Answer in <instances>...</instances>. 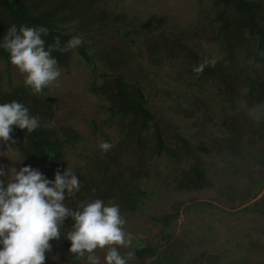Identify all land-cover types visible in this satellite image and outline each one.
<instances>
[{"label":"trees","instance_id":"16d2710c","mask_svg":"<svg viewBox=\"0 0 264 264\" xmlns=\"http://www.w3.org/2000/svg\"><path fill=\"white\" fill-rule=\"evenodd\" d=\"M90 1L92 0H0V42L12 25L18 28L21 25L46 27L49 30L48 36L44 38L46 44L54 43L59 37L62 46L72 37H80L78 32L82 35L113 32L125 42V48L140 46L141 50L137 55L139 59L145 55L156 66L171 64L173 69L183 70L184 81H191L189 77L198 76L195 78L196 83L187 82V87H195L203 94L208 91L206 85L217 90L227 129L224 130L226 136L218 140L212 139L211 148L206 142L196 144L177 129L172 138L177 143L170 144L167 142L169 137L148 108L143 84L122 74L102 72L100 79L92 84L91 94L99 99L107 117L103 125L118 131L122 140L114 143L108 137L106 142L113 145L111 150L107 153L98 150L87 156L85 172L74 171L80 182L79 191L66 198L65 205L75 210L82 202L95 199L103 200L106 206L109 202H114L119 205L121 215L127 222L130 216L145 212L147 205L154 199L153 191L145 187L153 177L158 179L161 188L175 194L218 189V181L221 176L226 175L228 168L223 166L219 173L209 172L202 155L211 154L226 158L231 165V178L236 177L238 184L232 187L236 195L234 197L240 202L252 200L258 190L264 187V180L258 181L253 190L244 185L240 174L246 172L250 177L252 175L248 169L242 168L245 158L255 159L264 165V153L261 149L264 145V119L250 124L244 119L241 105L248 112L254 105L264 103V0H214L216 17L210 34L213 43L219 46L223 59L215 61L214 67H206L199 75L193 69L207 58H203L201 52L197 51L177 53L172 45L174 41L170 38L180 40V30L176 28L172 31L168 22L156 15L148 19L96 6ZM67 27L74 31L70 32ZM74 52L87 65L96 67L89 44L84 41L75 50L67 53L55 51L52 55L57 59L58 65L65 68ZM96 52L106 67L116 70L123 69L122 64L128 59L120 46L111 47L108 52ZM179 59L180 67L175 62ZM1 62L8 69L12 66L9 53L2 48ZM189 100L192 104L193 99ZM12 101L25 105L31 115L40 118L41 125L31 134L14 127L11 135L16 141L13 147L19 150L16 154L25 159L44 161L53 169L64 166L66 149L75 144L79 136L70 127L56 129L51 122L53 110L49 100L31 94L25 86H15L13 77L9 74L7 89H3L0 84V103ZM194 103L197 104L198 101L195 100ZM91 127L92 132L97 134L102 125L93 121ZM164 158L175 164H185L188 161L191 164L189 168H181L162 179L148 164L153 159L159 161ZM144 180L147 181L143 183ZM245 188L249 189L250 194L243 197L241 192ZM205 206L208 204L198 203L182 209V205L177 204L170 213L153 217V222L161 227L159 235L165 244L171 243L172 227L177 226L182 214L191 215L193 210ZM247 212L264 221V196L252 208H248ZM73 223L71 218L67 219L60 229V239L50 243L51 251L57 250L63 258L76 263L81 259L77 260L69 253L71 244L66 240ZM183 243V239H180L161 251L138 243L130 251L134 253L135 264H183ZM83 260H87L86 257Z\"/></svg>","mask_w":264,"mask_h":264},{"label":"rangeland","instance_id":"374dc122","mask_svg":"<svg viewBox=\"0 0 264 264\" xmlns=\"http://www.w3.org/2000/svg\"><path fill=\"white\" fill-rule=\"evenodd\" d=\"M93 5L106 7L114 11H122L145 18L153 16L165 20L174 31L180 30L182 36L173 40V47L178 54L188 50L201 52V56L208 60L220 61L219 46L213 43L211 31L216 17L213 7L214 0H92ZM90 4V3H89ZM70 32L74 29L67 27ZM82 41L89 44L94 55L95 65H87L82 58L74 52L67 67H58L62 70L56 85L45 88L43 98L49 100L53 110L51 122L60 129L70 127L79 136L78 141L66 149V162L64 166L51 168L46 162L29 160L18 154H10V159L0 155V168L5 172L15 168L17 172L26 166L41 172L46 179L54 181L57 171L63 175L67 167L73 171L84 173L88 164L87 156L100 150L98 145L109 137L114 143L122 140L119 132L103 125L107 120L99 99L91 94V86L99 80L102 72L122 74L130 80L140 81L148 99V108L160 124L167 137V142L175 145L173 140L175 129L184 136L193 139L196 144L206 142L211 148L212 139L218 140L224 136L226 125L224 114L221 112L218 91L206 85L208 91L200 93L195 87H187V82L196 83L195 78L184 81L183 70L173 69L172 65L156 66L147 56L138 58L141 50L139 45L124 47L125 42L113 32L94 33L82 35ZM124 49L127 60L122 64L123 69H114L106 65L98 57L100 50L110 51L111 47ZM107 54V53H106ZM105 54V55H106ZM182 55H178L180 57ZM181 60L175 61L179 66ZM126 64H128L126 66ZM13 77L15 86H25L23 77L14 66L8 69L5 63H0L1 87L7 89L8 75ZM181 78V79H180ZM30 91V90H29ZM189 99H193V103ZM198 103L195 104L194 101ZM200 101V102H199ZM244 119L251 124L256 122L249 111L244 110ZM95 121L102 125L100 132L94 134L91 124ZM172 145V146H173ZM264 153V145L261 148ZM7 151V145L0 142V153ZM205 166L209 172L219 173L223 166L228 168L226 175L220 177L216 190L203 192L175 194L160 187L158 179L151 178L145 187L154 193V199L147 205L145 212L130 216L125 224V231L132 237L129 247L119 249L126 255L131 247L141 243L151 246L159 251L183 239V264H264V221L247 212L264 196V187L258 190L252 200L240 202L235 197L232 187L236 184V177L228 160L217 154L202 155ZM242 168L249 173L240 174L245 186L256 189L258 181L264 180V165L252 158H245ZM191 162L185 164L171 163L169 159H153L148 165L162 179L168 174L177 172L181 168H189ZM79 169V170H77ZM248 172V171H247ZM160 176V177H161ZM248 181H246L247 179ZM7 180V176L0 177ZM238 180V178H237ZM147 180H144L145 183ZM249 184H251L249 186ZM230 188V189H229ZM237 190L236 188H234ZM249 189L245 188L241 195L248 196ZM235 195V197H234ZM71 196L67 197L70 198ZM208 204L205 208L193 210L191 215L182 214L177 226L172 227L173 238L171 243L165 244L160 237L161 227L153 222V217L170 213L174 205L181 204L182 209L193 204ZM103 264L104 253H98ZM133 258L128 264H135ZM45 264H87L81 259L76 263L63 258L59 251L52 250L46 253Z\"/></svg>","mask_w":264,"mask_h":264},{"label":"clouds","instance_id":"9594fccd","mask_svg":"<svg viewBox=\"0 0 264 264\" xmlns=\"http://www.w3.org/2000/svg\"><path fill=\"white\" fill-rule=\"evenodd\" d=\"M48 34L43 26L12 25L0 42L33 95H42L61 76L52 53H67L83 43L74 36L63 46L59 37L48 45L44 39ZM209 66L214 67L215 60L205 59L193 71L199 75ZM249 115L256 121L264 119V103L254 105ZM40 126V118L31 115L22 103H0V142L7 145V151L0 155L10 159V154L19 152L13 147L14 127L31 134ZM98 147L107 153L113 145L101 141ZM5 176L7 180L0 179V264H45L50 242L60 239V229L69 218L74 223L66 240L71 244L69 253L77 260L86 257L87 264H101V252L103 264H128L134 258L132 251L122 255L119 250L129 247L132 237L125 231L126 220L118 204L109 202L106 206L103 200L95 199L82 202L75 210L65 205L66 198L80 188L73 169L67 167L63 175L57 171L54 181L30 166L18 172L15 168L8 172L0 168V177Z\"/></svg>","mask_w":264,"mask_h":264}]
</instances>
